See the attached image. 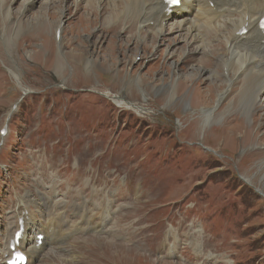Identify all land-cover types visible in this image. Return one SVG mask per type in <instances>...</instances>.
Here are the masks:
<instances>
[{"label": "rangeland", "instance_id": "rangeland-1", "mask_svg": "<svg viewBox=\"0 0 264 264\" xmlns=\"http://www.w3.org/2000/svg\"><path fill=\"white\" fill-rule=\"evenodd\" d=\"M24 1L0 0V264L16 203L37 215L43 195L79 200L92 174L106 177L109 235L73 232L30 264H63L89 237L110 242L91 264H264V93L243 111L250 82L225 81L226 39L108 24L107 2Z\"/></svg>", "mask_w": 264, "mask_h": 264}, {"label": "bare ground", "instance_id": "bare-ground-1", "mask_svg": "<svg viewBox=\"0 0 264 264\" xmlns=\"http://www.w3.org/2000/svg\"><path fill=\"white\" fill-rule=\"evenodd\" d=\"M25 1L23 8L29 7L28 5L31 3V0ZM87 2H94V4L97 2L99 4H96L98 12L100 8V12L103 10L101 4L104 2L110 4L109 6L113 9V12L111 16L108 15V24L115 23L123 18H137L140 30L152 27L153 31L163 34L167 33L166 22L168 23L169 21V23L173 22L172 24L176 25L180 31L183 29L193 39H197L196 36L199 38L205 36L202 32L203 28L215 31L217 35H221V38L226 39V44L224 43L225 50L221 53V58L219 59L220 62L222 59L225 81L231 84L233 80L237 81L240 78H245L243 81L250 82V85H247V89H242L243 92L248 93V96L243 94L240 101L244 107L243 111L250 115L252 108L260 103L258 101L260 94L264 93V34L258 30V24L259 19L264 17V0H181L180 7L173 9L171 12L167 10L166 5H163L162 0H87ZM121 2L125 3L124 6L126 8L118 10L117 6ZM211 4L213 5L212 7ZM24 11H22L23 14L29 10ZM114 11L117 13L113 14ZM10 15L11 13L9 12L8 17ZM221 27L223 32L218 31ZM242 30H246L247 33L240 35L239 33ZM58 31L59 28L57 29ZM3 42L6 43V37L0 32V44ZM58 42L59 40L56 44ZM229 74L233 75L232 78ZM213 75L216 76V70H214ZM203 76L209 78L210 72H205ZM113 101L117 106L123 104L122 99L116 98ZM139 111L142 112L141 109ZM88 162L90 167L94 164L92 161ZM92 176V178L90 177L91 181H88L89 183L83 189H79L80 194H84L85 197H80L78 200L71 195V192H67L61 198V202H57L43 195L42 204L44 208L43 210H37V215L28 207L32 201L27 196H25V200L16 203L13 211L14 220L7 227H9V239L11 240L19 228L18 221L22 220L23 235L18 242V250L27 254L26 264L38 260L44 248L49 244L52 246L60 244L73 232L96 230L109 235V230H106L108 222L107 197L103 196V193L107 192L106 177L99 181L98 187H95L94 184L97 183L99 174H92ZM51 192L53 191L51 190ZM65 205L66 209L72 211L78 218L77 223L67 219V213L65 210L63 211ZM38 218H41L43 222H39ZM140 221L138 218L136 225H141ZM143 232L141 229L139 235ZM38 235L43 236L40 248L35 244V237ZM106 238H109V236H106ZM9 239H7L5 250L2 251L3 257L8 255L5 262L12 255V252L9 251ZM94 243L95 240H91L89 237L81 240V244L74 242L69 244L72 249V251H68L67 255L69 256H60L64 259L63 264L72 262L75 259L73 255L75 252L81 256L80 264H91L92 258L101 256L105 252L104 249L107 252L110 251L108 249L109 239L99 244L101 246L99 256L97 254V247L99 246ZM168 248L170 249L169 251L167 250V256H174L176 254V243H172ZM195 253L197 254V252ZM103 262H106V260Z\"/></svg>", "mask_w": 264, "mask_h": 264}, {"label": "trees", "instance_id": "trees-1", "mask_svg": "<svg viewBox=\"0 0 264 264\" xmlns=\"http://www.w3.org/2000/svg\"><path fill=\"white\" fill-rule=\"evenodd\" d=\"M236 185H234V187H235Z\"/></svg>", "mask_w": 264, "mask_h": 264}]
</instances>
